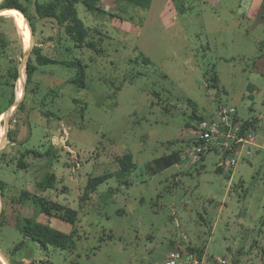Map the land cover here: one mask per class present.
<instances>
[{
	"label": "rangeland",
	"instance_id": "374dc122",
	"mask_svg": "<svg viewBox=\"0 0 264 264\" xmlns=\"http://www.w3.org/2000/svg\"><path fill=\"white\" fill-rule=\"evenodd\" d=\"M247 3L152 0L144 9L102 0L99 13L80 2L89 40L104 50L98 54L76 48L55 20L39 19L34 4L24 2L34 26L30 50L39 45L48 58L81 61L85 88L71 82L77 67L39 66L14 17H0V181L6 184L0 252L8 261L0 255L7 264H163L188 247L203 249L210 264H264V149L253 148L235 167L220 151L193 159L194 117L209 118L219 106L254 123L264 146V20L259 11L248 17ZM30 58L36 70L27 85ZM24 81L23 109L16 103L8 112L11 90L18 97ZM51 147L56 159L31 154L27 168L19 167L25 151L45 154ZM127 154L136 169L122 174L118 159ZM175 156L180 164L154 173L153 163ZM50 169L57 182L39 193ZM108 174L83 199L88 181ZM24 191L77 211L76 227L40 213L33 199L20 201ZM27 218L66 235L77 229L75 247L24 237L17 225Z\"/></svg>",
	"mask_w": 264,
	"mask_h": 264
},
{
	"label": "trees",
	"instance_id": "16d2710c",
	"mask_svg": "<svg viewBox=\"0 0 264 264\" xmlns=\"http://www.w3.org/2000/svg\"><path fill=\"white\" fill-rule=\"evenodd\" d=\"M112 1H125L131 5L138 6L144 9H149L152 3V0H112ZM34 4L35 12L39 19H52L55 20L59 27L64 28L65 34L75 43L76 48H88L95 51L98 54L104 52L103 49L98 48L97 44L94 41L89 40L90 29L84 24V22L79 18L76 5L78 3H83L87 9L91 12H102L100 3L102 0H4L0 4V11H5L4 9H17L24 15V17L29 21L32 33L34 35V26L32 22V17L29 12L28 7L24 4ZM261 19L264 20V0L260 9ZM1 19V18H0ZM264 23V22H263ZM43 49L40 47H34L32 49V56L35 57V61L39 66L46 65H62L65 67H77V75L71 80L73 84L79 88L86 87V66L82 65L81 61L76 62H65L55 59L48 58L43 53ZM36 70V66L33 64L32 59L30 58L26 66V75H27V85L31 82L33 73ZM10 79L12 81H17L19 79L18 70H14L10 73ZM213 82H217L218 78L213 77ZM13 88V86L11 85ZM216 87V85H212ZM15 96L12 95L10 99V106H13ZM17 109H23V103L19 104ZM2 112H0V116ZM204 117H194V120L201 122L204 120ZM238 119V118H237ZM188 127L190 125H187ZM198 131V130H197ZM244 132L255 131V125L252 122L243 123ZM255 134V133H254ZM196 144V143H195ZM217 152V151H216ZM37 157H50L53 159L57 158V154L53 147L49 148L45 154H39L36 151L27 150L22 153L19 167L26 169L28 164L25 162V158L30 155ZM205 159V155L201 157L200 161ZM122 174H130L133 170L136 169V164L134 163V157L132 154H127L122 158L118 159ZM182 159L179 156L175 157H165L161 160L153 163L156 166L153 167L154 173L162 172L171 166L180 164ZM52 166V164H51ZM221 167H218V171H221ZM112 175H104L97 178H92L88 181L87 186L84 190L83 199H88L89 194L95 192L99 186L107 182ZM57 182L56 175L51 171L47 172L45 176L38 182L37 188L39 193H45L50 189L54 188V185ZM6 187V184L0 181V195L4 196L3 189ZM33 199L34 205L38 208L40 213L49 216L56 217L64 222H67L74 227H76L78 222V212L59 203L49 201L40 195H32L28 191L21 193L20 201L26 203ZM4 214V208L0 213V219ZM18 231L24 235L26 238L33 239L40 243L42 246L52 245L62 250L73 249L75 247V237L78 232L77 229H73L70 235L63 234L59 231L53 230L48 225H43L35 222L33 219L27 218L21 224L17 225ZM179 251V250H178ZM184 254H194L201 261L205 257V252L203 249L197 248H187V253ZM206 260V259H205ZM225 261V260H224ZM227 263V262H226ZM210 264V263H209Z\"/></svg>",
	"mask_w": 264,
	"mask_h": 264
},
{
	"label": "built area",
	"instance_id": "2783aa9c",
	"mask_svg": "<svg viewBox=\"0 0 264 264\" xmlns=\"http://www.w3.org/2000/svg\"><path fill=\"white\" fill-rule=\"evenodd\" d=\"M237 110L230 106H219L213 116L205 118L197 125L198 136L195 144L194 161L197 163L207 153L225 152L230 158L231 167L250 158L254 149H264L252 132L243 131V123L237 119ZM224 166L220 164L219 167ZM218 264H227L217 260ZM163 264H209L205 259L199 260L195 254L172 251Z\"/></svg>",
	"mask_w": 264,
	"mask_h": 264
},
{
	"label": "crops",
	"instance_id": "0c3cea01",
	"mask_svg": "<svg viewBox=\"0 0 264 264\" xmlns=\"http://www.w3.org/2000/svg\"><path fill=\"white\" fill-rule=\"evenodd\" d=\"M262 3H263V0H248V3H247V12H248V17H253V15L252 14H256L258 11L260 12V9H261V6H262ZM14 10H5V11H0V17H5V18H9V17H14L12 20H13V22L15 21L16 22V28H17V30H18V32H19V34H20V36H21V39H22V43H23V47H24V49L25 50H30L31 48H32V44H33V35H31L30 34V26L28 25V22L26 21V22H24L23 23V25L18 21V19L16 18V16H14L13 14L14 13H11V12H13ZM8 12H10V13H8ZM254 18V17H253ZM1 19H3V18H1ZM2 41H3V39H2ZM4 42V41H3ZM36 47H40V48H42L41 46H39V45H36ZM43 49V48H42ZM43 54H44V50H43V52H42ZM31 56H32V50H31ZM9 61H12V59H10ZM23 72L24 71H21V81H23V78H22V76H23ZM24 84H25V81H24V83L22 82V88H21V90H19V92H18V97H16L17 99H19V100H15L14 99V103H13V106H9V109H8V112L10 111V110H13L14 109V105L16 106V103H18L17 104V106L19 105V104H21V103H23V105H24V101H25V99H26V96H27V93H28V88H27V86H26V89L24 88ZM0 95H2L1 93H0ZM12 95H13V90H11V93H10V98L12 97ZM21 99V100H20ZM0 112H2V115L0 116V117H2V116H4V110H0ZM7 112V113H8ZM9 122V120H7V118H6V123L7 124H9L8 123ZM4 140H5V133H4V130H1L0 131V142H1V146L4 144ZM16 141H20V138H18V140H12L11 142H10V144H15V142ZM258 143L261 145V143L259 142V140H258ZM23 144V143H22ZM262 146V145H261ZM2 209H3V207H2V201L0 200V213H1V211H2ZM1 253V252H0ZM2 254V253H1ZM3 255V254H2ZM5 258H6V256L5 255H3ZM0 258L1 259H3L4 261H8V259L6 258V260L0 255ZM204 259H206V255H205V257H204Z\"/></svg>",
	"mask_w": 264,
	"mask_h": 264
},
{
	"label": "bare ground",
	"instance_id": "6f19581e",
	"mask_svg": "<svg viewBox=\"0 0 264 264\" xmlns=\"http://www.w3.org/2000/svg\"><path fill=\"white\" fill-rule=\"evenodd\" d=\"M10 13V12H9ZM11 13H14V14H17V15H19L20 16V18H21V24H23L24 23V21H25V18H24V16L19 12V11H17V10H14L13 12H11ZM18 16V17H19ZM26 22V21H25ZM0 262H2L3 264H7L6 263V261H4L3 259H1L0 258Z\"/></svg>",
	"mask_w": 264,
	"mask_h": 264
},
{
	"label": "water",
	"instance_id": "95a60500",
	"mask_svg": "<svg viewBox=\"0 0 264 264\" xmlns=\"http://www.w3.org/2000/svg\"><path fill=\"white\" fill-rule=\"evenodd\" d=\"M1 2L2 1H4V0H0ZM4 10H17V9H4ZM18 11V10H17ZM20 12V11H19ZM26 21L28 22V25L30 26V23H29V21L26 19ZM30 28H31V26H30ZM31 51V50H30ZM30 54V53H29ZM18 104V103H17Z\"/></svg>",
	"mask_w": 264,
	"mask_h": 264
}]
</instances>
